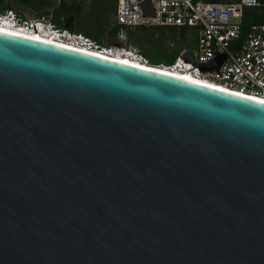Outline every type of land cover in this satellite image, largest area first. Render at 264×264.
Wrapping results in <instances>:
<instances>
[{
    "label": "water",
    "instance_id": "obj_1",
    "mask_svg": "<svg viewBox=\"0 0 264 264\" xmlns=\"http://www.w3.org/2000/svg\"><path fill=\"white\" fill-rule=\"evenodd\" d=\"M0 264H264V102L0 30Z\"/></svg>",
    "mask_w": 264,
    "mask_h": 264
},
{
    "label": "built area",
    "instance_id": "obj_2",
    "mask_svg": "<svg viewBox=\"0 0 264 264\" xmlns=\"http://www.w3.org/2000/svg\"><path fill=\"white\" fill-rule=\"evenodd\" d=\"M261 4L264 0H115L112 20L121 26L117 33L120 43L110 44L99 43L82 32L58 26L49 15L22 17L12 8L0 11V26L108 56H125L149 63L134 45L124 42L125 28L186 25L195 32L194 46L181 48L170 63L155 65L201 77L237 92L264 97V21L252 23L238 46L233 47L231 43L239 34L242 8ZM184 53L191 59H184ZM221 53L224 59L217 68H200L198 63L208 62Z\"/></svg>",
    "mask_w": 264,
    "mask_h": 264
},
{
    "label": "trees",
    "instance_id": "obj_3",
    "mask_svg": "<svg viewBox=\"0 0 264 264\" xmlns=\"http://www.w3.org/2000/svg\"><path fill=\"white\" fill-rule=\"evenodd\" d=\"M233 1V0H218ZM115 0H0V11L12 8L24 17V11L34 13L35 17L49 15L58 26L82 32L99 43L106 36L115 39L121 27L112 20ZM264 21V4L242 8L239 20L238 37L231 41L236 47L245 37L252 23ZM126 44L137 46L152 63H170L181 48H192L195 32L186 25L144 26L125 28Z\"/></svg>",
    "mask_w": 264,
    "mask_h": 264
},
{
    "label": "bare ground",
    "instance_id": "obj_4",
    "mask_svg": "<svg viewBox=\"0 0 264 264\" xmlns=\"http://www.w3.org/2000/svg\"><path fill=\"white\" fill-rule=\"evenodd\" d=\"M0 30L1 31H5V32H9V33L18 34V35H25L27 37L40 39V40L48 41V42H51V43H58L60 45H65V46H68V47H72V46H69L67 44H63V43H60L58 41H55V40H51V39H47V38H41V37H38L36 35H32L31 33L18 31L16 29L8 28L6 26L5 27L4 26H0ZM73 48L80 49V50L85 51L87 53H92L94 55H98V56L105 57V58H108V59L121 61V62L128 63V64H131V65H136V66H139V67L153 69V70H156V71H160V72H163V73H168L170 75H175V76H178V77H184V78H186L188 80H191V81H194V82H197V83L209 85L211 87H216L218 89H223L224 91H228V92H231V93H236V94H239V95H244L246 97H250L252 99H257V100H260V101L264 102V97H259V96H254V95H249V94H244V93H241V92H237L235 90H231V89L225 88L223 86L217 85L215 83H212L210 81H207L206 79L201 78V77H194V76H190V75H184V74H181V73H179L177 71L168 70L163 65H152L150 63H141V62H138L136 60H132L129 57H125V56H118V55L108 56V55H105V54H101L100 52L88 50V49L82 48V47H73Z\"/></svg>",
    "mask_w": 264,
    "mask_h": 264
},
{
    "label": "rangeland",
    "instance_id": "obj_5",
    "mask_svg": "<svg viewBox=\"0 0 264 264\" xmlns=\"http://www.w3.org/2000/svg\"><path fill=\"white\" fill-rule=\"evenodd\" d=\"M55 1H57V0H51L52 3H54ZM24 17H35V15H34V13L31 12V11L25 10V11H24ZM104 43H106V44H110V43H120V40L118 39V37H117L116 40H115V39H112V38L106 36V37L104 38ZM134 46H135V45H134ZM135 47L137 48V46H135ZM137 49H138V48H137ZM147 60H148V62L151 64V61H150L148 58H147Z\"/></svg>",
    "mask_w": 264,
    "mask_h": 264
}]
</instances>
